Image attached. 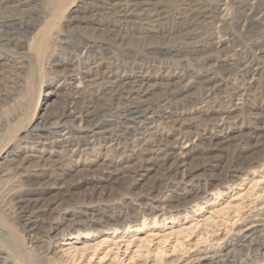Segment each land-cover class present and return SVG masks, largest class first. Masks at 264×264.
Segmentation results:
<instances>
[{
    "label": "rangeland",
    "instance_id": "obj_1",
    "mask_svg": "<svg viewBox=\"0 0 264 264\" xmlns=\"http://www.w3.org/2000/svg\"><path fill=\"white\" fill-rule=\"evenodd\" d=\"M2 11L0 264H264V0Z\"/></svg>",
    "mask_w": 264,
    "mask_h": 264
},
{
    "label": "bare ground",
    "instance_id": "obj_2",
    "mask_svg": "<svg viewBox=\"0 0 264 264\" xmlns=\"http://www.w3.org/2000/svg\"><path fill=\"white\" fill-rule=\"evenodd\" d=\"M18 17L21 18V16H18ZM16 20H17V15L15 13H6V12H3V11L0 12V26H4V27L14 26V24L16 23ZM139 91H140V88H136L135 86H131L128 89V93L130 95L133 94V93H139ZM135 102L136 101H130L129 102L130 105L127 106V108L125 110L126 113H127V115H129V114H136V113H139L140 111L143 112V109H142L141 106H143L144 104L139 103L136 106V105H133V104H135ZM70 112L71 111H68L67 112L65 109H63V111L59 114L58 121H56V122L61 121L62 118H63V116L65 114H70ZM37 124H38V122H32L31 126L28 127V130L30 128V130L33 131L36 128ZM146 141H147V139H146ZM28 206H30V205H28ZM28 208H30V207H28ZM258 226H260V227L259 228L255 227V228L252 229L253 230L252 235H254V234L255 235L249 240V241H251L249 243H252L253 241H256L257 243H261V244L264 243V223L258 224ZM248 244L247 243H242L241 245L246 246ZM241 249H243V248H241ZM242 251L243 250H240V251L239 250L238 251H236V250L235 251L234 250H227V251L220 252V251H217L216 250V251H211L212 253L209 251L210 253H207L204 256L205 259H206V261H203V260L201 261V259L203 258V256H201V255L195 257L194 258V261L196 260V262L198 264H217L218 262H222V261H231L233 264H242V263L245 262V259L242 256V254L244 255V252H242ZM0 257H5V256L0 255ZM176 259H177L176 257H173L171 260H169L168 263L170 264V263H172V261L175 262ZM2 260H3V258H2Z\"/></svg>",
    "mask_w": 264,
    "mask_h": 264
}]
</instances>
